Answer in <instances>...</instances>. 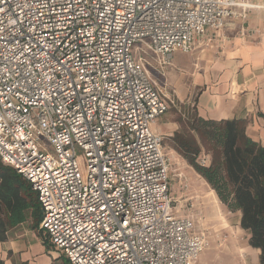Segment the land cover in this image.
Returning a JSON list of instances; mask_svg holds the SVG:
<instances>
[{
    "label": "built area",
    "instance_id": "built-area-1",
    "mask_svg": "<svg viewBox=\"0 0 264 264\" xmlns=\"http://www.w3.org/2000/svg\"><path fill=\"white\" fill-rule=\"evenodd\" d=\"M247 0H0V161L36 193L70 264H197L152 129L169 98L150 66L244 18ZM208 165V156L200 158Z\"/></svg>",
    "mask_w": 264,
    "mask_h": 264
},
{
    "label": "crops",
    "instance_id": "crops-1",
    "mask_svg": "<svg viewBox=\"0 0 264 264\" xmlns=\"http://www.w3.org/2000/svg\"><path fill=\"white\" fill-rule=\"evenodd\" d=\"M247 1L253 6L246 17L233 19L220 36L210 31L195 41L192 51L173 52L169 65L160 66L152 60L149 67L157 85L171 100L152 129L163 136L164 151L170 157L173 211L183 214L192 203L196 230L204 232L207 244L212 242L214 247L205 264L217 258L227 264H257L259 250L240 238L241 211L231 209L219 198L210 183L176 150L172 137L187 133L197 140L191 129L197 118L213 122L241 118L246 135L264 146V0ZM203 149L199 158L207 155L209 165L211 157ZM28 192L34 203L25 220L10 228L7 239L0 241V260L3 264H70L40 228L42 210L30 184ZM232 229L240 240L238 235L231 237L217 249L216 235ZM200 260L198 257L197 264Z\"/></svg>",
    "mask_w": 264,
    "mask_h": 264
},
{
    "label": "trees",
    "instance_id": "trees-1",
    "mask_svg": "<svg viewBox=\"0 0 264 264\" xmlns=\"http://www.w3.org/2000/svg\"><path fill=\"white\" fill-rule=\"evenodd\" d=\"M191 129L197 140L178 133L172 137L173 146L228 207L241 211L240 226L249 232L250 246L259 250L257 264H264V146L246 135L241 118L220 122L197 118ZM201 147L210 153L207 166L197 160ZM28 190L22 176L0 161V241L7 239L10 228L25 220L34 203Z\"/></svg>",
    "mask_w": 264,
    "mask_h": 264
},
{
    "label": "rangeland",
    "instance_id": "rangeland-1",
    "mask_svg": "<svg viewBox=\"0 0 264 264\" xmlns=\"http://www.w3.org/2000/svg\"><path fill=\"white\" fill-rule=\"evenodd\" d=\"M203 152L205 154H210L205 149H203ZM199 155L197 157V160H198V163L200 164V158L201 157L199 158ZM182 186L184 187V185H181V187ZM185 188H187V187H185ZM239 231L241 233L240 238L241 239H244L245 243L248 242L249 236H250L249 232L246 231V230H243L242 228L239 229ZM219 233L220 234H217L216 233L217 234L216 235L217 238H216V241L214 243V245L216 246L217 249L222 248L226 244V242L228 241L229 238H231V237L236 238V236L238 235L237 233H235V230L234 229H232L230 231H220ZM237 239L240 240L239 239V235L237 236ZM213 249H214L213 243L212 242H209V244L206 245L204 251H202L201 254H200V256H199V258L201 257V260H200L199 264H205V261L207 260L208 254L211 253V252H213L214 251ZM242 256H243V258H245V255H242ZM217 260H219V258H217ZM217 260L214 261V262H211V264H227V263L222 262V260H219V261H217Z\"/></svg>",
    "mask_w": 264,
    "mask_h": 264
}]
</instances>
